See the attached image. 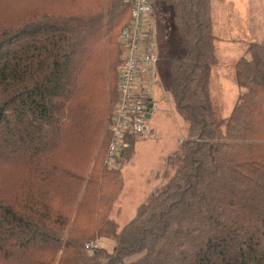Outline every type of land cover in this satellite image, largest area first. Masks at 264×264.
<instances>
[{
	"label": "trees",
	"instance_id": "1",
	"mask_svg": "<svg viewBox=\"0 0 264 264\" xmlns=\"http://www.w3.org/2000/svg\"><path fill=\"white\" fill-rule=\"evenodd\" d=\"M16 1L0 22V178L17 172L0 183V264H264V43L234 65L240 93L217 119L209 0H155L172 12L169 95L187 134L166 160L171 174L118 230L109 133L99 153L77 139L93 109L106 111L128 0ZM94 238L113 248L87 253Z\"/></svg>",
	"mask_w": 264,
	"mask_h": 264
},
{
	"label": "rangeland",
	"instance_id": "2",
	"mask_svg": "<svg viewBox=\"0 0 264 264\" xmlns=\"http://www.w3.org/2000/svg\"><path fill=\"white\" fill-rule=\"evenodd\" d=\"M154 2L156 1L154 0ZM209 2L212 22L211 31L213 36L215 35L214 47L215 58H217V64L210 71L209 92L215 117L221 119L229 115L240 93L239 88L236 86L237 84L234 82V65L241 58L249 57L245 52L249 44L253 42L264 43V0H234L231 3L229 0H209ZM251 2L255 6L253 11L250 9ZM127 3L129 6L130 0ZM231 4H234V9L231 8ZM19 5L16 0H0V22L3 19L6 20V17H10L14 11L16 12ZM154 5L159 79H157L151 103L157 106V110L149 113L143 134L131 138L130 142L128 141L130 150L125 152L124 159H122L123 162L119 163L118 161L116 165V168H119L124 163L121 168L124 180L123 193L112 205L110 211V218L112 221H116L118 230L132 220L136 208L146 201V198L158 188L163 180L162 176L165 171L167 170V173L171 174L170 170L166 169L167 157H170V154L187 134L186 124H184L181 117L176 115L169 100L167 58L169 51L174 48L171 32L173 28L171 22L172 12L169 8L162 7L159 3ZM236 8L237 10L235 11ZM121 51L123 52L122 48ZM116 52L113 51L108 54L112 62L115 61L116 67H112V73L117 71L122 58V54H120L121 57L118 59ZM105 63L106 67H108L106 61ZM112 73L110 74V85L106 84L105 89H102L108 92L104 98L106 100V111L101 110L102 118L100 119V109L99 111H97V108L93 109L92 113L97 117L95 124L84 128L82 135L80 134L81 137L84 135L83 140L80 141L81 138L77 139L82 149L88 147L92 153H99L102 147L106 146V141L108 140L109 119L117 98L116 84L114 83L115 74L113 75ZM91 79H93L92 75L86 76L87 87L83 88V90L85 94L91 93L92 97H94V94L89 90L93 86L89 87ZM72 83L73 80H71ZM73 111L74 108L71 112ZM100 127L101 130H99ZM44 132L49 136V130H44ZM87 142L89 144L85 147L84 145ZM133 147L134 153L131 156L130 151ZM129 155L131 158L127 159ZM15 170L14 168L9 170L8 181L0 178V183L11 184L17 173L14 172ZM117 210H120L119 215H116ZM89 242H95L98 246L97 249L103 247L108 252L113 248V242L111 243L110 241L96 240L94 238L86 242L85 245ZM85 245V251L91 253L86 250Z\"/></svg>",
	"mask_w": 264,
	"mask_h": 264
},
{
	"label": "built area",
	"instance_id": "3",
	"mask_svg": "<svg viewBox=\"0 0 264 264\" xmlns=\"http://www.w3.org/2000/svg\"><path fill=\"white\" fill-rule=\"evenodd\" d=\"M154 0H130L128 23L121 29L122 59L117 71V98L108 125L105 165L114 168L128 148V139L145 131L147 114L154 110L151 98L159 79L157 37L152 23ZM151 105V107H149ZM97 244L85 245L93 253Z\"/></svg>",
	"mask_w": 264,
	"mask_h": 264
},
{
	"label": "crops",
	"instance_id": "4",
	"mask_svg": "<svg viewBox=\"0 0 264 264\" xmlns=\"http://www.w3.org/2000/svg\"><path fill=\"white\" fill-rule=\"evenodd\" d=\"M229 1H230V3H231V2L234 1V0H229ZM211 3H212V1H211ZM154 4H155V3H154ZM154 4H153V5H154ZM154 6H155V5H154ZM233 6H234V4H231V8H233ZM254 7H255L254 4H252V2H251V6H250L251 11H253ZM154 8H155V7H154ZM259 8H260V6H259ZM233 9H234V8H233ZM236 10H237V8L235 9V11H236ZM154 22H155V19H154V10H153V13H152V23H153L154 30H155V23H154ZM214 37H215V35H214ZM153 95H154V93H153ZM169 100H171V99H170V95H169ZM171 103H172V102H171ZM153 106H154V110H153V111L157 110V106L154 105V104H153ZM230 112H231V111H230ZM230 112H229V114H230ZM227 116H228V115H227ZM227 116H226V117H227ZM178 144H179V142H178ZM177 148H178V146H177ZM177 148H176V149H177ZM176 149H175L171 154H173V153L176 151ZM133 151H134V147H133L132 150L130 151V155H131V156H132L133 153H134ZM171 154H170V155H171ZM130 155H129V156H130ZM129 156L127 157V159L131 158V156H130V157H129ZM167 158H168V157H167ZM123 159H124V158H123ZM122 162H123V161H122ZM123 164H124V163H122V164L119 166L120 173H121V168H122V165H123ZM121 178H122V181H123V187H122L121 193L119 194L118 198L121 197V195H122V193H123V188H124V180H123V177H122V173H121ZM162 179L164 180V175L162 176ZM163 180H162V182H163ZM162 182H161V183H162ZM161 183H160V184H161ZM147 198H148V197H147ZM139 206H140V205H139ZM139 206H138V207H139ZM138 207H137V208H138ZM137 208H136V210H137ZM119 213H120V210H119V211L117 210V214H116V215H119ZM135 213H136V212H135ZM134 216H135V215H134ZM134 216H133V217H134ZM132 219H133V218H132ZM115 223H116V221H115Z\"/></svg>",
	"mask_w": 264,
	"mask_h": 264
},
{
	"label": "water",
	"instance_id": "5",
	"mask_svg": "<svg viewBox=\"0 0 264 264\" xmlns=\"http://www.w3.org/2000/svg\"><path fill=\"white\" fill-rule=\"evenodd\" d=\"M149 107H151V105L149 106ZM149 114H147L146 116H147V118H149V116H148Z\"/></svg>",
	"mask_w": 264,
	"mask_h": 264
}]
</instances>
